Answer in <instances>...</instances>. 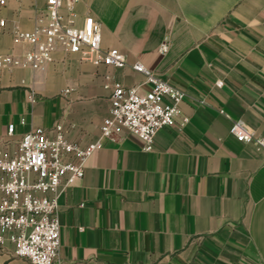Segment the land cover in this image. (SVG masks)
I'll return each instance as SVG.
<instances>
[{
  "label": "crops",
  "instance_id": "0c3cea01",
  "mask_svg": "<svg viewBox=\"0 0 264 264\" xmlns=\"http://www.w3.org/2000/svg\"><path fill=\"white\" fill-rule=\"evenodd\" d=\"M44 7L9 1L0 53L28 48L9 30H33ZM75 10L77 26L87 17L101 24L103 47L126 66L59 50L44 71L0 70V142L15 150L25 133L56 123L81 145L95 142L116 84L152 90L137 63L186 95L152 152L133 134L104 139L84 179L64 192L62 264H264V150L230 133L240 121L264 137V0H80ZM0 264L31 263L7 244Z\"/></svg>",
  "mask_w": 264,
  "mask_h": 264
},
{
  "label": "built area",
  "instance_id": "2783aa9c",
  "mask_svg": "<svg viewBox=\"0 0 264 264\" xmlns=\"http://www.w3.org/2000/svg\"><path fill=\"white\" fill-rule=\"evenodd\" d=\"M9 1L0 0V11L8 7ZM79 1L44 0L45 7L37 11L33 30L13 24L9 31L14 40L28 48L21 54L0 53V70L44 71L59 50L80 54L96 66L125 67L124 54L103 47L98 21L87 17L81 26L75 24ZM0 27L7 29L5 19L0 20ZM169 48L167 37L160 52L166 54ZM134 70L145 76L152 90L142 92L138 87L116 84L109 116L103 120L95 142L81 145L71 140L62 123L25 133L15 150L0 142V248L12 244L14 256L31 264H62L59 202L68 188L84 179L86 164L102 149L103 140L119 141L129 133L143 142L145 151L152 152L159 131L176 125L186 94L141 63L135 64ZM110 79L106 76L107 81ZM217 85L223 86V82ZM30 100L35 102L34 94ZM188 122L183 118L180 127ZM14 130L15 125H10L8 136H13ZM230 133L239 142L264 150V137H256L243 122H234Z\"/></svg>",
  "mask_w": 264,
  "mask_h": 264
},
{
  "label": "rangeland",
  "instance_id": "374dc122",
  "mask_svg": "<svg viewBox=\"0 0 264 264\" xmlns=\"http://www.w3.org/2000/svg\"><path fill=\"white\" fill-rule=\"evenodd\" d=\"M41 8H37L36 10L38 11V10H40Z\"/></svg>",
  "mask_w": 264,
  "mask_h": 264
}]
</instances>
